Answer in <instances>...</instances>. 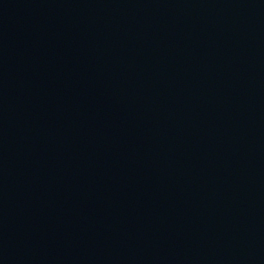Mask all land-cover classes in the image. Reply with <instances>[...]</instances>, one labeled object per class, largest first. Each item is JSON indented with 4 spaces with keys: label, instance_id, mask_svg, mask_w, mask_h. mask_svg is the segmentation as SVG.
Here are the masks:
<instances>
[{
    "label": "water",
    "instance_id": "1",
    "mask_svg": "<svg viewBox=\"0 0 264 264\" xmlns=\"http://www.w3.org/2000/svg\"><path fill=\"white\" fill-rule=\"evenodd\" d=\"M0 264H264V56L191 83L75 169L0 197Z\"/></svg>",
    "mask_w": 264,
    "mask_h": 264
}]
</instances>
